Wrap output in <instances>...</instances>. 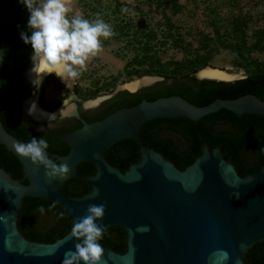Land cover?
Here are the masks:
<instances>
[{"label": "water", "instance_id": "95a60500", "mask_svg": "<svg viewBox=\"0 0 264 264\" xmlns=\"http://www.w3.org/2000/svg\"><path fill=\"white\" fill-rule=\"evenodd\" d=\"M3 60L0 47V71ZM30 63L32 67L31 58ZM30 67L25 74L31 82L27 75ZM197 73V79L233 82L244 78L225 80L198 77ZM149 77L152 81L142 86L163 80ZM39 88L27 102L37 103ZM37 106L43 110L38 103ZM73 107L74 104L70 109ZM222 108L238 115L253 113L264 117V101L252 93L216 98L201 106L173 94L142 99L92 122L83 121L81 126L59 134L68 146L67 153L47 150L50 160L67 163L71 168L64 179L53 181L47 179L43 166L37 168L15 152L16 143L29 141L9 133L0 120V143L17 158L22 171V177L15 179L0 167V217H4L0 219V264H62L64 253L74 250L78 242L68 239L71 229L52 242L28 238L19 229L22 200L27 196L59 205L72 226L86 214L90 204H105V215L98 223L103 224L105 231L108 227L123 230L126 250L119 253L103 246L101 264H212L211 254L218 249L229 254L224 264H247L243 260L246 252L254 244L264 242V165L241 176L223 153V146L204 141L194 161L179 169L175 161L145 146L139 136L140 127L148 120L185 117L197 121ZM43 111L56 116L67 112L65 108L54 113ZM73 113L78 116L76 111ZM126 138L137 140L139 157L122 171L110 164L105 154L109 147ZM81 161L91 163L94 173L79 176L76 167ZM75 177L87 183V192H62L65 181ZM93 189H98L94 197ZM145 226L148 231H138Z\"/></svg>", "mask_w": 264, "mask_h": 264}, {"label": "trees", "instance_id": "16d2710c", "mask_svg": "<svg viewBox=\"0 0 264 264\" xmlns=\"http://www.w3.org/2000/svg\"><path fill=\"white\" fill-rule=\"evenodd\" d=\"M28 18L29 12L20 0H0V47L4 52L0 71V91L18 89L21 91V96L29 95L34 89L22 74L28 66V56L33 52L31 45L25 44L20 36L22 31L31 34ZM176 33L177 36H181L178 31ZM150 38H152L150 33L139 35L137 43L145 51H151L150 56H152L156 54L154 50L156 42L151 43L153 38ZM158 43L161 44L160 41ZM253 63L257 64V62ZM249 69L247 71L251 72L250 74L233 82L197 79L191 73L167 75L163 81L154 83L149 89L136 93L123 92L122 98L114 100L112 106L105 108L97 117H103L117 108L136 104L142 99L153 100L173 94L180 95L198 106L208 104L216 98H235L246 93H252L264 101V63ZM0 120L6 130L20 140L30 141L33 136L42 137L49 143L47 150L59 154L68 152V146L59 136L63 131L62 128H54L44 133L29 128L15 118L11 112V102L2 97H0ZM165 128L175 131L180 136L184 144L183 148L177 147L170 139L159 136V132ZM139 136L145 146L152 147L165 158L175 161L179 169L194 161L200 154L204 141L212 146H223V153L237 166L241 176L252 174L264 165V117L258 114L238 115L222 108L197 121L185 117L155 118L142 124ZM246 154H250L251 158L246 159ZM105 157L110 164L125 171L128 165L138 159L139 144L132 138L122 139L109 147ZM0 167L15 179L22 177L21 164L1 143ZM76 170L79 176L91 175L94 173V166L89 162L81 161ZM23 183L27 181L24 180ZM61 190L68 195H81L87 192L88 185L82 179L75 177L67 179ZM22 202L19 229L28 238L52 242L58 235L71 229L72 222L59 205L44 201L41 197L30 196L24 197ZM41 207L44 209L43 213L39 211ZM41 215L46 216L44 217L46 224L40 227L37 224L41 220ZM125 236V232L120 228L108 227L100 243L123 253L126 250ZM243 260L247 264H264V242L254 244L246 252Z\"/></svg>", "mask_w": 264, "mask_h": 264}, {"label": "rangeland", "instance_id": "374dc122", "mask_svg": "<svg viewBox=\"0 0 264 264\" xmlns=\"http://www.w3.org/2000/svg\"><path fill=\"white\" fill-rule=\"evenodd\" d=\"M69 7V17L102 18L115 35L102 38L103 51L71 88L55 74L45 77L36 101L50 113L70 110L75 98L85 106L119 88L133 89L143 76H194L209 66L245 77L264 63V0H70ZM147 33L156 42L152 56L137 43ZM44 224L42 217L38 225Z\"/></svg>", "mask_w": 264, "mask_h": 264}, {"label": "clouds", "instance_id": "9594fccd", "mask_svg": "<svg viewBox=\"0 0 264 264\" xmlns=\"http://www.w3.org/2000/svg\"><path fill=\"white\" fill-rule=\"evenodd\" d=\"M20 2L29 12L28 28L31 34L22 31L20 36L33 50L30 74L34 75L31 83L36 88L41 86L43 78L47 75L55 74L65 82L78 79L87 70L90 59L103 51L102 38L108 39L115 35L112 26L102 18L90 20L81 15L69 17L70 0ZM27 112L31 116L40 112L48 119L56 117L55 114L39 109L35 101L30 102ZM48 148L46 139L34 136L27 143L14 145V150L20 157L29 160L37 168L44 167L45 176L49 181L64 179L71 172L70 166L64 162L57 164L50 160ZM96 195L98 189H93L91 196ZM39 211L43 213V207ZM105 212V204H90L86 214L73 222L68 239L74 238L78 242L74 250L69 249L64 253L62 264H80L81 261L84 264H101L104 247L100 241L104 238L105 227L98 221L103 219ZM148 230L147 226L138 229L142 232ZM228 259L229 254L224 250L218 249L211 254L212 264H224Z\"/></svg>", "mask_w": 264, "mask_h": 264}, {"label": "flooded vegetation", "instance_id": "af4514ba", "mask_svg": "<svg viewBox=\"0 0 264 264\" xmlns=\"http://www.w3.org/2000/svg\"><path fill=\"white\" fill-rule=\"evenodd\" d=\"M31 56H32V54H30L28 56V66L30 64ZM25 72L26 71H24L23 77L26 81H29L26 78L27 76H26ZM152 85L142 86V87H140L136 90H132V91H130L129 89L119 88V89L113 91L108 96L101 97L100 98L101 100L99 102H97L96 104H93V105L92 104H86L84 106L82 104V102H83L82 99L75 98L74 99L75 107L68 110L64 114L58 113L54 119L44 118V117L40 116V114L38 116L35 115L36 118H35V116L28 115L27 110L30 107V102H27V99L36 91L35 87L33 90H31L29 95H26V96H21V91H19L18 89H13V88L8 89L11 93L9 94L8 97H6V99H8L11 102V112L15 116V118L18 119L19 121H22L23 123H25L29 128H32L39 133H44V132H47V131L54 129V128H58V129L62 128L63 129L62 132H64V131H69V130H72L74 128L81 126L83 121L89 123V122H92L94 120L102 118V117H97L98 114L101 111L105 110V108H107L108 106H112V104L114 103V100L122 98L123 92H127V93L135 92L136 93L139 91H143L145 89H149ZM27 87L28 86H26L25 88L27 89ZM74 111H76L78 113V116L74 115V113H73ZM159 136L163 137V138L170 139L179 148H183V146H184L183 141L180 138V136L175 131H173L171 129L165 128L164 130L159 132ZM245 158L250 159L251 158L250 154H246ZM42 217H46V216L41 215V218ZM37 226H38V224H37Z\"/></svg>", "mask_w": 264, "mask_h": 264}, {"label": "bare ground", "instance_id": "6f19581e", "mask_svg": "<svg viewBox=\"0 0 264 264\" xmlns=\"http://www.w3.org/2000/svg\"><path fill=\"white\" fill-rule=\"evenodd\" d=\"M32 67H30L31 69ZM31 79L34 78V75L33 74H30V70H28V74H27ZM198 77H207V78H216V79H225V80H230V79H236V78H239L241 76H238L234 73H229L227 72L226 70H222V69H219V68H213V67H209V66H206L204 68H202L200 71H198V73L196 74ZM48 76V75H47ZM45 76V77H47ZM45 77L43 79H45ZM152 81V77H149V76H143L141 77V80H139L138 82H135L131 85V88L133 89H130V90H135V88H139V86H142V85H145V84H148ZM69 88L72 87V83L73 81H63ZM96 102V101H95ZM41 115L40 112L36 113L35 115L38 116V115Z\"/></svg>", "mask_w": 264, "mask_h": 264}]
</instances>
